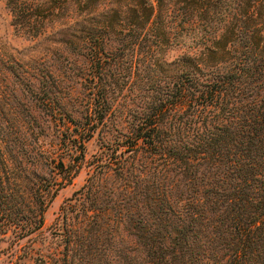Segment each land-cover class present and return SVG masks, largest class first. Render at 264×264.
Instances as JSON below:
<instances>
[{"label": "trees", "instance_id": "obj_1", "mask_svg": "<svg viewBox=\"0 0 264 264\" xmlns=\"http://www.w3.org/2000/svg\"><path fill=\"white\" fill-rule=\"evenodd\" d=\"M5 2L14 26L31 36L69 5L101 15L103 26L115 24L117 42L131 53L146 46L164 54L188 36L191 52L154 62L172 79L121 141L133 158L144 152L146 161L139 163L150 182L128 186L133 195L117 201L116 221L133 215L142 221L129 226L148 239L147 264H264V0ZM101 52L94 49L91 57L99 61ZM90 88L94 105L106 103L95 76ZM58 164L62 169L63 160ZM47 184L35 199L36 229L43 225ZM5 190L0 170V213L11 198ZM93 212L107 215L106 209ZM51 258L37 257L34 264L86 260L67 252Z\"/></svg>", "mask_w": 264, "mask_h": 264}, {"label": "rangeland", "instance_id": "obj_2", "mask_svg": "<svg viewBox=\"0 0 264 264\" xmlns=\"http://www.w3.org/2000/svg\"><path fill=\"white\" fill-rule=\"evenodd\" d=\"M103 23L101 15L69 5L31 36L14 26L0 0V170L11 195L0 213V264H34L40 256L52 262L63 252L83 255V264H147L148 239L129 226L142 221L136 215L116 221L117 201L133 195L128 186L150 182L140 168L144 152L133 158L121 141L172 79L154 62L192 48L186 36L164 54L146 46L131 53L117 42L116 25ZM94 49L102 50L101 60L91 57ZM93 76L106 103L94 105ZM47 183L43 225L36 229L35 199ZM94 209L107 215L95 217Z\"/></svg>", "mask_w": 264, "mask_h": 264}]
</instances>
